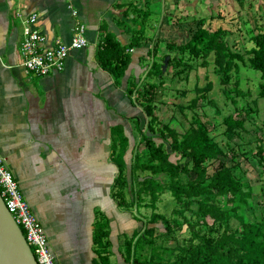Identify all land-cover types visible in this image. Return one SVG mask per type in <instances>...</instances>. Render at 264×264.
Returning a JSON list of instances; mask_svg holds the SVG:
<instances>
[{
  "label": "crops",
  "instance_id": "obj_1",
  "mask_svg": "<svg viewBox=\"0 0 264 264\" xmlns=\"http://www.w3.org/2000/svg\"><path fill=\"white\" fill-rule=\"evenodd\" d=\"M249 2L0 0V154L43 224L58 264L99 263L93 242L98 212L110 219V238H117L113 250H119L121 235L132 236L135 230L133 212L128 211L134 218L131 225L124 226L127 210L119 208L112 194L121 161L114 131L125 129L135 142L132 126L142 109L135 103V78L138 81L146 69L143 63L154 41L126 50L132 60L117 84L98 60L105 34L128 45L135 38V16L140 13L145 36H158L162 53L173 20H214L220 12ZM154 5L159 9H152ZM32 12L38 14L35 26L46 37L43 47L57 39L69 43L76 24L85 23L88 44L71 50L62 70L38 75L23 65V20ZM133 147H127L123 157L129 180Z\"/></svg>",
  "mask_w": 264,
  "mask_h": 264
},
{
  "label": "trees",
  "instance_id": "obj_2",
  "mask_svg": "<svg viewBox=\"0 0 264 264\" xmlns=\"http://www.w3.org/2000/svg\"><path fill=\"white\" fill-rule=\"evenodd\" d=\"M143 19L142 14H136L135 38L128 45L107 32L98 51L101 67L113 74L119 84L132 60L126 50L154 41L148 51L151 66L143 80L135 78V103L142 108L146 120L144 127L139 117L135 121L140 138L135 142V152L133 150L130 180L123 159L127 144L121 143L120 171L112 192L119 208L133 212L141 226L135 228L130 238L126 233L122 235H126L125 251L119 248L117 252L124 264H264V192L261 213L253 221H246L243 208L253 197V185L221 159L231 150L232 142L227 141L224 146L218 142L207 123L195 112L188 126L180 132L169 122L162 121L155 101L157 89L164 84L162 66L167 55H170L168 67H176L179 74H189L198 67L193 65L194 60L201 66L213 63L214 70L222 75L221 82L228 97L232 93L250 94L240 87V62H243L260 74L259 94L264 97V24L260 19L256 21L257 33L250 37L253 45L244 53L227 39L231 34L229 30L223 26L210 29L203 17L197 20V28L186 41L171 39L166 43L167 51L161 53L159 42L145 36L146 30L141 26ZM149 77L156 80L146 81ZM213 87L212 80L195 85L196 95L188 106L195 108L200 100H208ZM233 103L235 113H228L222 119L225 136L242 138L245 123L256 109L239 107L235 99ZM180 108L183 110L184 106ZM262 129L263 139L259 138L255 152L251 150L250 154L258 158L264 168V127ZM124 138L128 139L125 135ZM242 152L249 157L247 149ZM172 155L176 158L172 159ZM212 159L219 163L210 173L207 164ZM165 192H170L176 202L171 215L158 211V201ZM143 207L152 209L149 216L140 211ZM159 224L163 225V230L158 233ZM110 234L109 217L98 212L93 234L98 264H118L110 257L113 253ZM171 240H174L173 245L168 244ZM145 251L148 253L142 258Z\"/></svg>",
  "mask_w": 264,
  "mask_h": 264
},
{
  "label": "rangeland",
  "instance_id": "obj_3",
  "mask_svg": "<svg viewBox=\"0 0 264 264\" xmlns=\"http://www.w3.org/2000/svg\"><path fill=\"white\" fill-rule=\"evenodd\" d=\"M250 2L242 7L237 6V9L239 10H225L224 14L220 12V17H216L214 20L210 19L206 21V25L210 29H217L218 26H223L229 30L231 34L228 35L227 39L233 47L235 46L236 49H240L244 53L253 45L250 37L254 33H257L256 21L260 19V23L264 24V0H250ZM154 7L159 9V5L152 6V9H155ZM197 20L199 19H192L191 16L187 19H183L180 23L173 20L170 34L166 36V39H176L179 42L186 41L191 36L192 32L197 28ZM155 38L157 40L158 36ZM160 38L162 39L161 42H163L164 37ZM163 45L164 44H162V46ZM165 48V50L162 49V53L167 51L166 45ZM174 54L175 52H172V55ZM151 63L152 59L150 57L146 63H143V65H146V69L141 74L142 80L147 69L151 66ZM193 65L198 67L193 68L189 74L185 72L179 74L176 72V67H167L163 76L164 84L160 85L156 91L155 101L157 105V113L162 121L169 122L171 126L175 127L180 132H183L188 126L192 114L195 112L204 122L207 123L211 135L214 136L218 142H220L223 146L227 141L232 142L231 150L228 151L226 156H222L221 159L233 166L237 175H245L253 185V197L250 199L248 205L243 208L246 221H253L262 211L264 192V168L258 163V158H255L252 153L250 154L251 150L255 152L259 138L262 137L263 139L262 127H264V97L259 94L260 74L252 70L247 64L240 62V87L244 91L249 90L250 94L239 95L232 93L231 97H228L223 89L224 84L221 82L222 75L214 70L215 65L213 63L209 66H201L197 65V61L194 60ZM148 80L155 81L156 78L149 77L146 81ZM208 80H212L214 83L213 89L208 93V100L202 99L195 108H190L188 104H190L191 99L196 95L195 85H204ZM232 80H235L234 74ZM234 99L237 101L239 107L243 105L253 106L256 109V112L248 117V120L245 123L246 131L242 133V138L239 136H234L233 138L226 137L224 125L222 123L224 116L231 112L235 113L236 108L233 103ZM179 105L180 107L184 106V109L182 110ZM138 113L141 119V125L144 127L146 116L142 109L138 110ZM132 127V134L135 138V142L137 143L140 138L139 129L135 125ZM124 135L129 139H125ZM114 139L115 141H113V143H117L118 146L120 145L119 143L127 144L128 148L132 144L135 146V142L132 143L130 140V135H127L125 129L123 130L121 127L119 131H114ZM157 141H160V139L158 138ZM143 146L145 145L143 144ZM243 149H247L249 151V157L245 155L246 152H242ZM133 150L135 152V147H133ZM175 158L176 157L172 155V159ZM218 163V160H209L207 165L210 173L216 169ZM126 191L128 192L127 189ZM175 205L176 202L171 193L165 192L161 195V199L158 201V211L171 215L172 209ZM151 210L152 209L149 207H143L140 209L143 214L148 216L150 215ZM129 214L130 212L127 211L125 214L126 219L122 220V224L124 226L126 225L124 222L131 225V221L134 219L131 218L130 216L132 215ZM208 220L210 222L212 221L210 218H208ZM132 226H135V228L140 227L141 222L135 219V221L133 220ZM185 228L183 231H186ZM162 230L163 225L159 224V230L157 232L159 233ZM125 236L126 235H121L120 237V249L123 253L125 251V247L123 245V240L126 239ZM127 236L129 238L131 237L130 234H127ZM112 238L117 245V238L113 236ZM173 241L174 240H171L168 244L173 245ZM115 250L117 249L115 248ZM115 250H113V253L110 255L111 260L118 264H124L120 252ZM147 253L148 252L145 251L142 258H144Z\"/></svg>",
  "mask_w": 264,
  "mask_h": 264
},
{
  "label": "built area",
  "instance_id": "obj_4",
  "mask_svg": "<svg viewBox=\"0 0 264 264\" xmlns=\"http://www.w3.org/2000/svg\"><path fill=\"white\" fill-rule=\"evenodd\" d=\"M77 14V11H74ZM23 19V14H20ZM38 14L32 12L23 20V42L21 55L23 65L28 71L38 75H47L65 67L67 57L71 50L80 49L88 44L86 25L78 22L74 35L69 43L57 39L55 43L46 47L45 35L35 26ZM0 193L5 204L18 224L24 229V235L32 246L40 264H58L51 248L47 233L26 200L19 182L13 172L6 165V158L0 154Z\"/></svg>",
  "mask_w": 264,
  "mask_h": 264
},
{
  "label": "water",
  "instance_id": "obj_5",
  "mask_svg": "<svg viewBox=\"0 0 264 264\" xmlns=\"http://www.w3.org/2000/svg\"><path fill=\"white\" fill-rule=\"evenodd\" d=\"M170 55L164 59L163 72ZM143 179V178H141ZM0 264H39L21 227L17 224L0 193Z\"/></svg>",
  "mask_w": 264,
  "mask_h": 264
},
{
  "label": "bare ground",
  "instance_id": "obj_6",
  "mask_svg": "<svg viewBox=\"0 0 264 264\" xmlns=\"http://www.w3.org/2000/svg\"><path fill=\"white\" fill-rule=\"evenodd\" d=\"M69 56V55H68ZM68 58V57H67ZM15 177V176H14ZM17 180V179H16ZM27 200V199H26ZM28 201V200H27ZM32 208V207H31ZM33 210V209H32ZM34 212V211H33ZM16 221V220H15ZM18 224V223H17ZM20 227H21V229H22V231H23V233H24V229H23V227L20 225V224H18ZM43 225V224H42ZM44 227V226H43ZM45 229V228H44ZM46 231V230H45ZM25 236V235H24ZM48 236V235H47ZM28 242V241H27ZM29 244V243H28ZM30 245V244H29ZM31 247V249H32V251H33V253H34V250H33V248H32V246H30ZM34 255H35V257H36V254L34 253ZM36 259H37V257H36ZM38 261V260H37ZM39 263V262H38ZM40 264V263H39Z\"/></svg>",
  "mask_w": 264,
  "mask_h": 264
}]
</instances>
